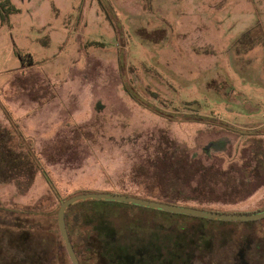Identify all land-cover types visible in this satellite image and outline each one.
I'll use <instances>...</instances> for the list:
<instances>
[{
	"label": "rangeland",
	"instance_id": "rangeland-1",
	"mask_svg": "<svg viewBox=\"0 0 264 264\" xmlns=\"http://www.w3.org/2000/svg\"><path fill=\"white\" fill-rule=\"evenodd\" d=\"M11 1L17 11L0 18V136L24 154L32 143L62 196L145 191L132 177L159 134L225 166L252 136L264 140V0ZM250 30L261 41L238 53ZM219 139L227 150L208 158ZM29 172L0 182V213L27 211L60 238V197ZM217 206L264 209V184ZM106 207L117 225L157 217ZM174 221L192 240L183 264H264L257 223ZM57 262L70 264L64 246Z\"/></svg>",
	"mask_w": 264,
	"mask_h": 264
},
{
	"label": "trees",
	"instance_id": "trees-1",
	"mask_svg": "<svg viewBox=\"0 0 264 264\" xmlns=\"http://www.w3.org/2000/svg\"><path fill=\"white\" fill-rule=\"evenodd\" d=\"M16 11L17 8L11 0H0L2 21L8 20ZM261 39L255 31L245 32L239 38L237 52H249ZM2 136H0V182L18 180L26 171H30L29 176L34 177L36 171L41 170L47 183L59 195L60 205L72 196L60 194L49 171L42 166L41 158L32 143H23L27 148V153L24 154L19 147L8 145V140ZM250 139L251 141L239 150L238 158L225 166L224 161L205 164L202 157L180 144L175 138L168 134L162 136L159 134L151 143L147 156L139 161V168L134 171L132 177L144 183L146 190L112 193L208 211L244 214L262 212L264 209L249 212L217 206L243 201L264 184V140L254 136ZM215 145V148L213 145L204 147L203 153L208 158L215 151L227 150L229 142L219 139ZM106 204L136 207L151 212L158 218L153 217V222L145 223L131 217L126 224L124 222L123 225H117L110 219L108 215L110 209ZM22 214L18 215L16 211H10L6 215L0 213V264H59L58 249L63 246L66 248L59 223L60 238L53 237L46 227L38 223L37 217ZM181 218L201 219L213 223L233 222L97 198L78 200L65 211L66 227L81 264L187 263L188 256L185 254L192 243L189 242L191 239L187 236V231L174 221ZM234 222L257 223L258 227L264 230V218ZM76 235L83 237L82 244L77 243ZM66 252L70 264H74L67 248Z\"/></svg>",
	"mask_w": 264,
	"mask_h": 264
},
{
	"label": "water",
	"instance_id": "water-1",
	"mask_svg": "<svg viewBox=\"0 0 264 264\" xmlns=\"http://www.w3.org/2000/svg\"><path fill=\"white\" fill-rule=\"evenodd\" d=\"M87 198H97V199H105V200H118L124 202H130L136 205L149 206L153 208L164 209L167 211L188 214L199 217H207V218H217L229 221H250V220H259L264 218V211L256 212V213H228V212H219V211H208L196 207H186L180 206L172 203H167L163 201L146 199L141 197H136L133 195L121 194V193H112V192H83L77 193L70 197H68L63 203L60 205L58 210V223L60 227V231L65 240L66 248L68 250L69 255L71 256L74 264H81L78 258V255L74 249L72 241L69 236V232L66 227L65 221V211L66 208L72 203L87 199Z\"/></svg>",
	"mask_w": 264,
	"mask_h": 264
}]
</instances>
